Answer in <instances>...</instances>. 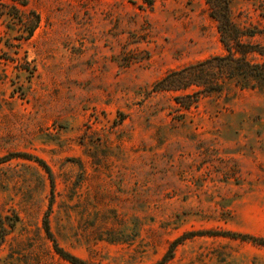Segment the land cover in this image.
Listing matches in <instances>:
<instances>
[{
	"label": "rangeland",
	"instance_id": "obj_1",
	"mask_svg": "<svg viewBox=\"0 0 264 264\" xmlns=\"http://www.w3.org/2000/svg\"><path fill=\"white\" fill-rule=\"evenodd\" d=\"M10 3L9 0H3ZM264 27V0H227ZM0 6V264H264V91L153 92L222 54L205 0H27ZM16 16V15H15ZM18 154L37 157L52 174ZM17 218V221L15 220ZM7 230L9 228L5 225ZM188 233L194 236L186 235Z\"/></svg>",
	"mask_w": 264,
	"mask_h": 264
},
{
	"label": "trees",
	"instance_id": "obj_2",
	"mask_svg": "<svg viewBox=\"0 0 264 264\" xmlns=\"http://www.w3.org/2000/svg\"><path fill=\"white\" fill-rule=\"evenodd\" d=\"M6 3L0 0V6L8 9V15L20 19L26 31L25 39L32 36L38 24V16L32 13L31 17L21 19V8L27 7V0H9ZM210 18L215 22L218 40L222 47V54L210 57L193 65L171 71L158 80L152 86L153 92L181 93L175 96L174 101L182 108L188 109L197 103L199 94L221 95L232 91L239 92L264 91V27H249L240 25L232 20L231 8L227 0H205ZM16 15V16H15ZM21 158L33 161L46 174L52 186V174L45 162L37 157L26 154H18ZM17 221V218H15ZM9 230H7V228ZM14 221L3 223L0 217V239L13 229ZM43 232L45 238L51 243L54 254L68 264H91L81 260L59 247L54 239L47 219L43 221ZM209 236H224L249 242L255 246L264 247V238L243 234L230 233L218 234L219 232H208ZM186 235L194 236L193 233ZM184 237V236H182ZM172 242L164 256L157 264H164L172 258L173 247L181 238Z\"/></svg>",
	"mask_w": 264,
	"mask_h": 264
}]
</instances>
